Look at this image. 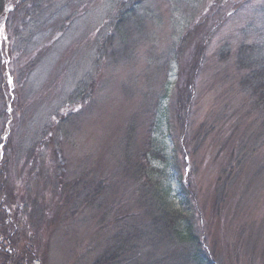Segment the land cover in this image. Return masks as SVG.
Masks as SVG:
<instances>
[{"label":"rangeland","instance_id":"374dc122","mask_svg":"<svg viewBox=\"0 0 264 264\" xmlns=\"http://www.w3.org/2000/svg\"><path fill=\"white\" fill-rule=\"evenodd\" d=\"M10 1L0 25L6 51ZM126 1L136 0H59L70 19L58 33L50 24L36 33L43 64L21 85L17 108L9 102L5 129L0 122V188L7 200L27 201L40 255L32 264H91L113 245L116 217L148 227L138 203L148 168L163 185L181 176L215 264H264V144L230 167L251 119L236 56L241 43L264 44V0H144L145 39L127 20L124 46L115 17ZM28 59L20 57L17 73ZM81 81L83 96L72 100ZM62 115L69 123L61 127ZM3 199L12 232L17 210Z\"/></svg>","mask_w":264,"mask_h":264},{"label":"trees","instance_id":"16d2710c","mask_svg":"<svg viewBox=\"0 0 264 264\" xmlns=\"http://www.w3.org/2000/svg\"><path fill=\"white\" fill-rule=\"evenodd\" d=\"M9 1L0 0V25L6 16ZM142 1L144 0H136L131 3L126 1L119 4V12L115 17L117 21L115 32H118L123 42L127 41L129 36L123 25L127 20L139 22V24L135 23L137 26L135 29L137 28L138 31L135 36H139L138 40L145 39L140 38V34L145 32L146 21L140 20L144 18L140 14L137 16V9ZM10 2L14 9L8 13L6 22V35L9 40L8 51L0 41V110L2 111L0 112V122L3 123L2 130L6 128L10 119L7 112L9 102L12 101V108H17V92L20 93L21 85L25 84L32 72H36L43 64L42 55L46 48L38 44L42 41L33 40L34 36H37L36 33L40 29H45L44 24H50V27L55 25L56 33H58L70 19L64 15L60 16L63 8H59V0H11ZM141 28L143 32H141ZM37 45L42 47L41 52L36 51L35 54L32 53L27 57L25 54L38 47ZM126 45L127 42L124 46ZM109 47L110 44L107 45L106 42L100 49L103 48V52L106 53ZM111 53L113 54L114 51ZM20 57L29 58L23 67V73H17L16 69ZM236 69L240 70V87L245 91L249 102L248 109L244 111V118H246L245 120L251 119L248 121L250 125L247 130L242 133L244 136L236 145L239 151L236 162L230 164L231 168L238 162L240 164L245 162L246 153L254 154L264 144V44L259 42L241 43L236 56ZM6 71L14 80V97L10 95L9 85L6 84L3 77ZM75 88V92L70 98L72 100L75 97L81 99L83 96L82 81ZM13 116V120L18 117L17 112H13ZM59 119L62 122L61 127L69 123V121H65L66 117L64 118L63 115ZM240 119L242 120V116ZM256 120L261 124L257 128L258 131L253 133L249 127L255 128ZM245 134H248L247 138ZM2 136L3 131H1L0 140ZM10 141H12L11 136L7 144ZM156 154L163 159L159 151ZM137 163L133 167L138 168ZM229 168L225 172L224 178L220 179L217 188L220 192L217 199L218 204H221L227 191V185L231 182L232 174L229 175ZM148 169L141 176L145 177L144 180L139 174L141 168L137 169L134 176L138 177L140 183L144 182L143 189L138 196V203L143 206L145 220L149 226L131 228L132 226L125 218L118 219L116 217L117 231L114 233L113 245L105 247L104 251L99 253L91 264H215L198 234L197 225L193 219L194 213L189 210L193 209L190 193L181 176L178 177L179 182L175 187L172 183L163 185L159 180L154 181ZM4 190L0 188L2 199L5 194ZM3 200L10 206L9 209L16 208L15 218L19 223L14 226V230L12 228V232L8 231V225L5 222L6 212L0 209V264H32V261L39 259L40 255L35 252L33 236L35 233L30 228V210L26 205L27 201L24 198H15L14 201L5 198ZM1 201L0 207L3 208L4 204ZM27 230L32 233H28Z\"/></svg>","mask_w":264,"mask_h":264}]
</instances>
